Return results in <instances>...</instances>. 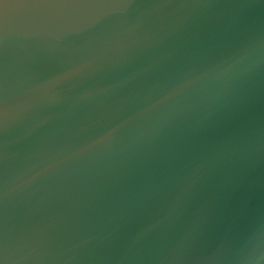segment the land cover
Segmentation results:
<instances>
[{
    "label": "water",
    "instance_id": "water-1",
    "mask_svg": "<svg viewBox=\"0 0 264 264\" xmlns=\"http://www.w3.org/2000/svg\"><path fill=\"white\" fill-rule=\"evenodd\" d=\"M0 264H264V0H0Z\"/></svg>",
    "mask_w": 264,
    "mask_h": 264
}]
</instances>
